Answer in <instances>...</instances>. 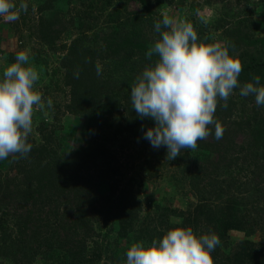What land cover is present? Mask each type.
<instances>
[{
  "label": "trees",
  "instance_id": "trees-1",
  "mask_svg": "<svg viewBox=\"0 0 264 264\" xmlns=\"http://www.w3.org/2000/svg\"><path fill=\"white\" fill-rule=\"evenodd\" d=\"M63 1L43 0L35 8L29 3L27 12L20 13L25 14L24 21L32 23L34 40L41 48L54 52L58 39L70 32L73 36L60 47L63 53L50 71L45 68L48 60L42 52L33 59L49 73L48 83L40 90L45 100L54 90L63 94V99L47 110L49 121L44 110L34 112L39 142L28 137L32 148L27 159L13 160L10 156L0 160V264H52L53 252H64L68 257L64 264H91L83 254L93 239L94 224L100 221L116 225L117 237L126 239L139 229L151 241L172 228L166 215L153 227L142 223L140 202L124 180V164L118 163L121 154L111 151L108 143L151 145L144 133L154 127V121L136 115L130 87L144 67L156 59L146 58V52L158 37L154 22L162 19L160 8L174 4L182 7L185 0H121L123 13L110 11L104 24L99 19L111 0H103L96 13L91 10L92 0H82L76 26L72 17L62 22L66 13L62 4L67 3ZM233 2L203 1L220 10L213 29L220 30L221 43L227 42L230 54L237 55L242 63L240 83L249 82L251 73L259 75L264 85V31L256 36L259 24L251 18L232 21L236 16ZM135 3L138 7L131 9L129 5ZM196 32L206 43H214L205 40L208 29ZM12 55L8 60L14 61ZM97 63L102 66L101 76L96 74ZM76 69H80L78 79L73 76ZM227 103V109L218 106L215 113L224 128L222 139H215L212 127V135L198 141L194 150L198 156L167 161L181 168L182 183L196 197L210 201L198 208L211 230L220 235L219 220L226 225L223 231L232 228L249 235L256 222L264 225V162L260 161V154H264V106L258 107L254 96H240L239 89ZM62 116L75 117L83 124L62 126ZM160 151L167 149L161 146ZM241 174L246 182L241 181ZM249 184L251 190L244 188ZM244 190L248 196L239 198ZM252 202L254 225L245 227L242 215L249 214ZM217 255L212 257L213 264H245L240 253H231L225 259ZM113 256L109 254L107 260L95 264H116ZM263 259L264 253L248 264H264Z\"/></svg>",
  "mask_w": 264,
  "mask_h": 264
},
{
  "label": "clouds",
  "instance_id": "clouds-1",
  "mask_svg": "<svg viewBox=\"0 0 264 264\" xmlns=\"http://www.w3.org/2000/svg\"><path fill=\"white\" fill-rule=\"evenodd\" d=\"M28 5L20 0H0V18L15 22ZM158 37L149 46L146 65L130 87L132 108L140 118H151L154 127L148 128L144 139L153 148L166 147V158L175 159L182 150H195L198 141L212 135L222 139L224 128L215 118L217 107H228L235 89L242 97L254 96L255 104L264 106V85L260 76L251 74L243 84V71L237 55L230 54V45L206 43L193 25L164 13L154 22ZM86 62L87 59H86ZM80 69L73 72L78 79ZM97 76L102 66L96 64ZM40 70L32 63L28 51L20 50L14 61L7 64L0 78V160L27 159L32 145L33 114L52 107L45 101L36 85ZM221 101L223 103H221ZM175 223H182L176 218ZM220 244L219 236L211 229L197 236L191 227L168 229L161 238L150 243L133 242L126 251L124 264H213L211 253Z\"/></svg>",
  "mask_w": 264,
  "mask_h": 264
},
{
  "label": "rangeland",
  "instance_id": "rangeland-1",
  "mask_svg": "<svg viewBox=\"0 0 264 264\" xmlns=\"http://www.w3.org/2000/svg\"><path fill=\"white\" fill-rule=\"evenodd\" d=\"M43 0H25L27 4L33 5L35 8L37 4H40ZM82 0H64L66 4H62V10L65 13V18L62 22L67 23L68 19L74 18V26L77 25L78 17L77 13L82 10L81 2ZM92 12L96 13L97 8H100L103 0H92ZM204 0H185L182 7H178L176 4L173 6H164L159 10L161 17L164 13H167L170 17L178 20H184L191 23L195 31L201 30V28L208 29L206 35V41L209 42H222L221 32L215 31L213 25L219 17L220 10L216 9L214 6L204 5ZM228 0H224L226 2ZM231 5L232 12L236 16H232V21L240 20L242 17L251 18L259 24V30H256L254 34L260 36L264 31V0H246L242 1L236 0ZM17 6L20 0H15ZM121 0H111L108 5H104V12L101 14L99 19L100 23L104 24L105 21L109 19V12L116 10L117 12L123 13V6L121 7ZM76 8V10H70ZM131 9H136L137 4L129 5ZM67 8L68 11H67ZM56 9H54L55 11ZM245 10L246 12H243ZM52 13V12H51ZM116 13V12H114ZM251 13V14H249ZM22 13L19 15V19L15 22H7L3 18H0V78H2L3 70L7 64L13 62L11 59L8 60V56L13 54L11 57L14 59L15 54L20 50L28 51L31 57L32 63H34L38 70H40V79L37 82V89L40 91L41 88L48 83L49 73L46 72L45 68L50 71L56 66L57 59L63 53L60 49L62 45L68 44L69 40L72 38L73 33H66L62 38L56 41V48L54 52L49 51L47 48L42 47L37 44L34 40V31L32 29V23L23 20ZM47 16V12H44ZM121 15V14H120ZM21 17V18H20ZM62 20V19H61ZM196 23L194 24L193 21ZM42 52V57L47 61L45 68H41L38 63L34 62V57ZM10 57V58H11ZM53 88V86L51 87ZM51 95L47 97L52 100V107L56 104L55 101L59 102L63 99V94L61 92H56L55 90L50 93ZM46 101V100H45ZM51 107V108H52ZM51 108L45 107L43 115L46 121H49V117L46 116L47 110ZM52 110V109H51ZM42 117V114L40 115ZM60 124L64 126L65 124L79 125L83 124V121L75 117H61ZM34 141L39 142L40 135L38 134V117L33 114L32 132L29 135ZM237 141H240L238 138ZM108 143V142H107ZM135 143V142H134ZM121 144L119 142L108 143L110 150L119 153V162L123 163L122 174L124 180L128 183L129 188H131L132 194L140 202L139 217L142 223L146 226L153 227L155 223L160 219L162 220L165 215L168 217V224L174 227H191L194 233L199 236L201 234H206L209 229L212 228L210 224L204 218V215H199V208L202 204H209L210 201H203L202 198L196 197L190 187L182 183L181 168L176 167V165L170 164L167 161L166 153L160 151V148H153L151 145L140 146L137 144ZM121 153H120V152ZM123 152V153H122ZM194 150H182L181 155L176 158L179 159L186 155L192 158L193 155H197ZM157 154L159 157H157ZM261 156V157H260ZM260 161L264 162V154H260ZM153 157V158H152ZM173 161L175 162V160ZM166 162V165L163 164ZM126 168V169H125ZM125 169V170H124ZM264 174V173H263ZM241 181L246 182V178L241 174ZM121 183V182H120ZM124 183V182H122ZM247 190H251V185L244 187ZM107 190V189H106ZM106 190L102 192L107 193ZM236 195V193H234ZM239 198H245L248 196L247 191H242L239 193ZM201 200V201H200ZM157 204V207H155ZM247 207V206H246ZM254 208V203L252 202L249 209V214L244 213L243 222L245 227L247 225H254L251 221L253 215L252 210ZM164 210H167L164 211ZM3 211L0 210V215ZM252 216V217H251ZM2 219L5 217H1ZM176 218H181L182 223H175ZM115 223L116 221H112ZM219 228L221 230L219 239L220 244L216 247L215 251L211 253L214 257L217 253V258L225 259L226 255L231 253H240V259L243 263L248 264L252 261L255 256L262 255L264 253V225L262 227L260 222H256L255 230L251 233L246 234L243 230L228 229L223 231L224 226L221 221H217ZM6 224L12 225L10 220H6ZM140 225L135 226L138 228ZM223 226V227H222ZM14 230V228H11ZM136 233L131 235L129 239L126 237H117V227L116 225H109L104 221L94 224L93 226V239L88 241L84 257L90 260L91 264L101 263L107 260L106 256L113 254L116 264H124L126 260V251L130 245L137 241H144L146 244L150 243L148 236L141 234L139 229L134 230ZM134 237V238H132ZM239 246V248H237ZM262 256L258 257L260 260ZM50 260L52 264H64L67 262L68 257L64 252H53L50 255ZM264 261V259L262 260ZM224 262V261H223ZM260 263V262H258ZM256 263V264H258Z\"/></svg>",
  "mask_w": 264,
  "mask_h": 264
}]
</instances>
